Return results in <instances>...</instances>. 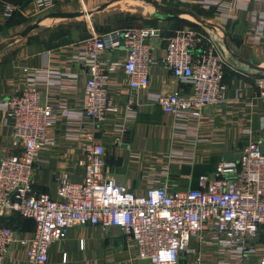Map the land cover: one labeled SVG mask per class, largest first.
I'll use <instances>...</instances> for the list:
<instances>
[{"label": "crops", "instance_id": "obj_1", "mask_svg": "<svg viewBox=\"0 0 264 264\" xmlns=\"http://www.w3.org/2000/svg\"><path fill=\"white\" fill-rule=\"evenodd\" d=\"M34 1L18 8L9 18L23 14L27 7L33 11ZM159 3L192 12L201 23L190 16L174 20L154 17L146 22L142 27L160 31L159 38L149 41L155 63L150 68L148 86L144 90L130 89L121 66L107 73L105 83L111 109L98 122L79 115L89 77L81 58L82 40L48 47L44 41L31 38L5 51L0 59V159L20 153L12 144L11 120L2 100L32 84L41 102L53 107L56 117L49 133L53 144L45 146L34 162L35 194L44 193L56 199L57 180L63 174L70 181H82L83 169L77 162L88 133L104 148L105 176L137 196L162 186L170 192L195 189L200 176H211L220 163L237 161L242 149L252 141L258 142L264 152V98L258 96L254 83L261 74L245 70L233 57L264 65V0ZM5 5H16V1L0 0V27L9 19L2 15ZM184 28L206 36L226 62L223 101L206 107L198 119L165 113L155 103L158 94L177 91L184 95L192 90L189 81L175 79L162 63L164 45L160 38ZM124 58L123 51H108L100 54L98 61L122 64ZM61 107L71 110L70 116H60ZM1 223L22 238H30L34 233L33 221L15 214L4 217ZM201 241H211V235L191 239L177 264H220L229 259L214 253L212 243ZM250 244L252 253L247 261L258 264V258L264 255L263 232ZM3 264H28L24 248L11 246ZM45 264L150 263L138 258L132 242L119 228L85 224L70 228L64 240L52 242Z\"/></svg>", "mask_w": 264, "mask_h": 264}, {"label": "built area", "instance_id": "obj_2", "mask_svg": "<svg viewBox=\"0 0 264 264\" xmlns=\"http://www.w3.org/2000/svg\"><path fill=\"white\" fill-rule=\"evenodd\" d=\"M15 1L16 5L2 8L4 18L21 3L33 0ZM69 1L84 0L34 2L51 6ZM155 37H160L158 29L141 27L113 29L81 41V58L89 77L79 115L94 122L104 118L111 109L106 74L117 67H122L130 89L147 88L155 63L149 41ZM160 40L164 45L163 65L175 79L189 81L192 90L184 95L177 91L158 94L155 103L165 113L195 119L206 107L221 103L226 62L215 45L188 28ZM119 50L125 54L122 64L98 61L100 54ZM254 83L258 96L264 98V75L256 77ZM2 106L11 120L12 144L20 153L0 159V264L15 245L24 248L28 264H45L51 243L64 240L70 228L85 224L119 228L132 242L138 258L150 264H177L190 240L203 234H210L211 241L202 243H212L214 253L229 257L220 264H250V241L259 232L264 234V152L258 142L248 143L237 161L220 163L211 176H200L195 189L170 192L162 186L137 196L105 176L104 148L88 133L77 162L83 169L82 181H70L63 174L53 199L48 194H35L32 188L35 159L45 146L53 144L49 134L56 118L53 107L41 102L32 84L2 100ZM58 112L65 117L71 114L66 107ZM10 214L33 221L30 238L20 237L1 223ZM258 264H264V255Z\"/></svg>", "mask_w": 264, "mask_h": 264}, {"label": "rangeland", "instance_id": "obj_3", "mask_svg": "<svg viewBox=\"0 0 264 264\" xmlns=\"http://www.w3.org/2000/svg\"><path fill=\"white\" fill-rule=\"evenodd\" d=\"M159 3L161 0H154ZM21 9V7H19ZM25 9L9 20V25L0 27V42L22 32L27 27L38 24L40 27L32 30L21 40L0 49V59L5 51L14 44L27 40L39 39L48 43H57L60 38L67 36L69 42L84 40L91 35L100 34L113 29L141 28L146 26L155 16L153 7L145 0H84L69 2H54L51 6H38ZM100 8H103L100 10ZM81 11V17L66 20L47 18L51 12ZM19 12V11H18ZM6 21V22H7ZM54 40L55 42H53ZM264 67V65H263Z\"/></svg>", "mask_w": 264, "mask_h": 264}, {"label": "water", "instance_id": "obj_4", "mask_svg": "<svg viewBox=\"0 0 264 264\" xmlns=\"http://www.w3.org/2000/svg\"><path fill=\"white\" fill-rule=\"evenodd\" d=\"M148 2L154 9V16L158 19H166V18H182L184 16H190L193 18L196 22L201 23L198 17L192 12L177 8V7H172V6H167L163 5L161 3H158L154 0H145ZM103 8H100L102 10ZM83 13L81 11H75V12H51L47 15V18H52V19H66V20H71L75 19L78 17H81ZM40 26L38 24H34L30 27H27L25 30L22 32L16 34L15 36L4 40L3 42H0V49L11 45L12 43L23 39L24 37L27 36L29 32L32 30H35L39 28ZM236 58L237 62L243 66L245 70H250L254 71L258 74L264 75V67L261 66L257 61L254 60H245L242 58H237L236 56H233Z\"/></svg>", "mask_w": 264, "mask_h": 264}, {"label": "trees", "instance_id": "obj_5", "mask_svg": "<svg viewBox=\"0 0 264 264\" xmlns=\"http://www.w3.org/2000/svg\"><path fill=\"white\" fill-rule=\"evenodd\" d=\"M29 2H24V3H21L19 5V7L23 8L24 6H26ZM168 20H174L175 18H166ZM5 25H9V20L6 22ZM61 41H58L57 43H52L51 41H49L47 43V46L48 47H53V46H59V45H64V44H67L69 43L68 39H67V36H63L60 38ZM53 42H55L54 40H52Z\"/></svg>", "mask_w": 264, "mask_h": 264}]
</instances>
